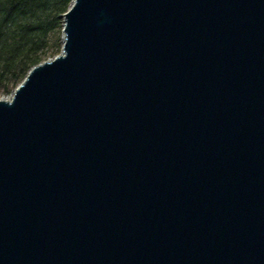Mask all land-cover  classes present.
<instances>
[{
    "label": "water",
    "instance_id": "obj_1",
    "mask_svg": "<svg viewBox=\"0 0 264 264\" xmlns=\"http://www.w3.org/2000/svg\"><path fill=\"white\" fill-rule=\"evenodd\" d=\"M0 97V264H264V0H72Z\"/></svg>",
    "mask_w": 264,
    "mask_h": 264
},
{
    "label": "trees",
    "instance_id": "obj_2",
    "mask_svg": "<svg viewBox=\"0 0 264 264\" xmlns=\"http://www.w3.org/2000/svg\"><path fill=\"white\" fill-rule=\"evenodd\" d=\"M72 0H0V97L62 49L63 14Z\"/></svg>",
    "mask_w": 264,
    "mask_h": 264
},
{
    "label": "rangeland",
    "instance_id": "obj_3",
    "mask_svg": "<svg viewBox=\"0 0 264 264\" xmlns=\"http://www.w3.org/2000/svg\"><path fill=\"white\" fill-rule=\"evenodd\" d=\"M11 95V94H10ZM10 95L6 96L5 98H10Z\"/></svg>",
    "mask_w": 264,
    "mask_h": 264
}]
</instances>
